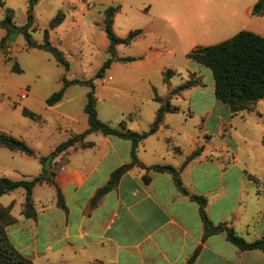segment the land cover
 <instances>
[{"label": "crops", "instance_id": "crops-1", "mask_svg": "<svg viewBox=\"0 0 264 264\" xmlns=\"http://www.w3.org/2000/svg\"><path fill=\"white\" fill-rule=\"evenodd\" d=\"M158 1L172 5L181 0ZM257 1L225 0L227 17L222 21L165 22L175 25L187 55L196 45L218 43L242 29L264 35V21H260L264 14L252 13ZM181 94L190 98L188 118L183 119L190 120L194 128L186 133L188 146L181 147L179 141L174 144L163 131L173 127L168 119L173 112H167L159 129L139 142L138 159L146 165L179 167L202 146L201 153L181 170L183 185L190 193L206 197V212L213 223L233 226L248 241L264 239V176L251 170L253 164L240 160L242 141L246 149L252 148L249 132L243 138L236 134L238 123L244 120L257 130V144L264 147V98L250 110L233 113L216 97L214 80L210 84L201 81L177 97ZM206 95L211 99L208 103L203 102ZM245 129L251 130L248 126ZM215 133L227 138L218 148L213 147ZM131 148L130 139L92 132L56 156L52 163L54 181L67 208L57 204V190L51 184L54 198L47 201L42 197L37 203L33 197L35 217L22 213L25 195L19 200L11 198L7 205L14 200L13 213L18 205L14 213L17 222L7 227L14 247L33 264H186L197 247L200 249L192 264H264L263 250L240 249L225 232L204 238L199 204L178 189L167 171L134 165L92 206L96 191L111 173L131 161ZM220 148L229 154L227 158L219 156Z\"/></svg>", "mask_w": 264, "mask_h": 264}, {"label": "rangeland", "instance_id": "rangeland-1", "mask_svg": "<svg viewBox=\"0 0 264 264\" xmlns=\"http://www.w3.org/2000/svg\"><path fill=\"white\" fill-rule=\"evenodd\" d=\"M163 2L38 0L33 9V22L28 28L31 38L35 42H43L44 29L62 10L66 17L59 26L50 30L49 36L51 42L64 51L69 65L66 67L58 62L45 49L29 47L23 33H11L5 48L0 46V133L6 132L23 139L35 151V155L30 156L0 145V176L12 179L34 177L41 172L40 155L49 154L70 133L82 132L87 128L88 117L84 105L89 86L69 85L62 100L52 106L46 103V99L63 86L65 77H94L104 60L110 56L107 51L109 40L104 30V10L109 5H120L113 24L118 35L125 36L136 28H142L143 33L129 44H118L110 68L104 76L94 77L96 107L101 120L118 128H121L120 121L125 120L127 127L132 130H147L160 105L155 95L167 98L171 89L196 77H200L204 83H212L214 77L211 69L187 57L183 46L185 43L181 41L177 28L165 21H222V17H227L223 9L225 0H181L172 5H162ZM217 6L220 12L215 8ZM8 8L13 9L15 25L22 26L28 22V0H0V20L5 18ZM260 21H264V16ZM7 32L0 25V42ZM120 56L135 59L124 62L118 59ZM15 63L21 70L13 68ZM167 69L173 71L168 81L164 79ZM168 98L171 103L180 106V111L168 116L173 127L163 131L172 137L174 144L179 141L181 147L186 148V133L194 129L190 120H183L188 118L190 98L188 94ZM203 99L205 103L211 100L207 95ZM24 107L37 113L40 120L24 115ZM238 124V138H243L249 132L250 141L253 142L249 150L242 141L240 160H246L250 166L253 164L251 170L264 176V147L257 144V130H252L251 125L244 120ZM246 126L251 130L245 129ZM225 139L215 133L213 147L222 146ZM218 151L219 156H229L222 148ZM48 177L54 178L52 172H48ZM21 195H25L23 188L14 189L1 195L0 203L6 206L11 198L19 200ZM33 197L37 203L42 197L51 200L54 198V189L49 183H41L36 187ZM10 204L14 215L18 205L13 213L14 200Z\"/></svg>", "mask_w": 264, "mask_h": 264}, {"label": "trees", "instance_id": "trees-1", "mask_svg": "<svg viewBox=\"0 0 264 264\" xmlns=\"http://www.w3.org/2000/svg\"><path fill=\"white\" fill-rule=\"evenodd\" d=\"M37 2L38 0H28V22L22 26L14 24L12 14L13 9L8 8V13H6L5 18L0 20V25L8 30L7 34L1 39L0 46L5 48L7 38L11 33H23L29 47L45 49L51 52L58 62L68 67L69 61L64 51L54 45L49 36L50 30L56 28L64 21L66 15L62 10L57 12V14L49 21L48 26L44 29L43 42H35L31 38L28 28L33 22V9ZM119 8L120 5H109L104 10V30L109 40L107 51L110 56L106 58L99 67L95 73V78L104 76L106 70L110 68L111 63L115 59L116 46L118 44H129L138 35L143 33L142 28L133 29L125 36H120L115 32L113 27L114 17ZM252 13L256 15L264 14V0H258L254 4ZM187 57L192 58L193 60L211 69L215 81V95L219 100L227 103L233 113H237L245 109H252L260 99L264 98V35L256 33L252 30L242 29L232 37L218 43L196 45L187 53ZM118 59L128 62L134 60L135 57L120 56ZM13 68L15 70H21L18 63H15ZM172 73L173 71L170 69L164 71V79L168 81ZM94 77L88 79H68L65 77L63 79V86L46 99V103L52 106L62 100L65 90L69 85L85 84L89 86L87 100L84 105V110L88 117L87 128L82 132L73 134L66 140L60 142L49 154L40 155L38 160L42 165L41 172L34 177L30 179H12L7 176H0V196L5 193H9L16 188H24L25 200L23 203L22 213L26 217H35L36 208L33 199V188L37 184L48 182L56 187L57 204L66 209V202L60 188L55 183L53 177H48L49 171L52 172V175L54 176V170H50V168H52L54 158L75 142L83 140L92 132H101L105 135H116L132 141L131 161L119 166L111 173V176L106 184L96 191V194L91 201L92 206L97 203L99 198L105 192L112 189L117 184L119 178L126 170L134 165L145 169L167 171L172 174L178 189L182 193L189 195L199 204L200 214L204 222V238L213 233L225 232L227 239L240 249L246 250L258 248L264 251V239L248 241L239 235L233 226L225 222L218 224L213 223L206 212V197L201 194L190 193L183 185L181 170L192 158L201 153L203 150L202 146L194 149L179 167H175L171 164L146 165L138 159L137 146L139 142L159 129L167 112H177L179 110V106L171 103L168 97L177 95L182 90L199 84L201 82V78L196 77L195 79L186 80L177 87L171 89L167 98L155 95L154 98L160 102V106L156 111L153 123L147 130L136 131L127 127L125 120L120 121L121 128H118L111 126L109 123L99 118L96 107L97 96ZM22 113L32 119L40 120V116L27 107L22 108ZM0 145L11 150H19L30 156L35 155L34 149L23 139L6 132L0 133ZM83 145H86V143H83ZM143 178L145 182L149 181V177L147 175H144ZM11 209V204L4 206L0 203V264H33L31 258L25 256L14 247L7 235V227L17 222V218L11 213ZM199 249V247L195 249L193 254L188 258L186 264L193 263Z\"/></svg>", "mask_w": 264, "mask_h": 264}, {"label": "built area", "instance_id": "built-area-1", "mask_svg": "<svg viewBox=\"0 0 264 264\" xmlns=\"http://www.w3.org/2000/svg\"><path fill=\"white\" fill-rule=\"evenodd\" d=\"M25 95H26L25 93L22 94V96H24V97H25Z\"/></svg>", "mask_w": 264, "mask_h": 264}]
</instances>
